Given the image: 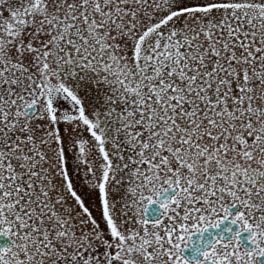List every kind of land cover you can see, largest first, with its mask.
Returning <instances> with one entry per match:
<instances>
[{
	"label": "snow or ice",
	"instance_id": "1",
	"mask_svg": "<svg viewBox=\"0 0 264 264\" xmlns=\"http://www.w3.org/2000/svg\"><path fill=\"white\" fill-rule=\"evenodd\" d=\"M0 264H264V0H0Z\"/></svg>",
	"mask_w": 264,
	"mask_h": 264
}]
</instances>
